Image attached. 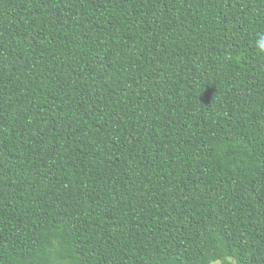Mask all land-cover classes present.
I'll return each mask as SVG.
<instances>
[{"label": "trees", "instance_id": "trees-1", "mask_svg": "<svg viewBox=\"0 0 264 264\" xmlns=\"http://www.w3.org/2000/svg\"><path fill=\"white\" fill-rule=\"evenodd\" d=\"M264 0H0V264H264Z\"/></svg>", "mask_w": 264, "mask_h": 264}, {"label": "clouds", "instance_id": "clouds-1", "mask_svg": "<svg viewBox=\"0 0 264 264\" xmlns=\"http://www.w3.org/2000/svg\"><path fill=\"white\" fill-rule=\"evenodd\" d=\"M257 47L261 52H264V40H260L257 44Z\"/></svg>", "mask_w": 264, "mask_h": 264}, {"label": "rangeland", "instance_id": "rangeland-1", "mask_svg": "<svg viewBox=\"0 0 264 264\" xmlns=\"http://www.w3.org/2000/svg\"><path fill=\"white\" fill-rule=\"evenodd\" d=\"M212 264H219V262H214V263H212Z\"/></svg>", "mask_w": 264, "mask_h": 264}]
</instances>
